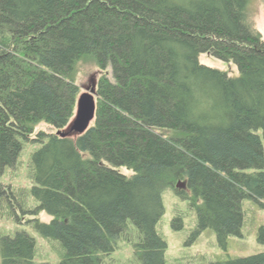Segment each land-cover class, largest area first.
<instances>
[{
    "label": "trees",
    "instance_id": "1",
    "mask_svg": "<svg viewBox=\"0 0 264 264\" xmlns=\"http://www.w3.org/2000/svg\"><path fill=\"white\" fill-rule=\"evenodd\" d=\"M249 2L0 0V175L20 139L55 129L38 133L29 175L35 214L51 218L34 228L60 243L58 264H104L128 223L141 264H166L156 232L166 190L189 201L197 231L211 229L222 248L241 236L245 199L264 207V36ZM204 53L239 77L201 65ZM86 60L100 73L94 119L61 137ZM35 245L22 231L0 235V264H38ZM207 264H264V253Z\"/></svg>",
    "mask_w": 264,
    "mask_h": 264
},
{
    "label": "rangeland",
    "instance_id": "2",
    "mask_svg": "<svg viewBox=\"0 0 264 264\" xmlns=\"http://www.w3.org/2000/svg\"><path fill=\"white\" fill-rule=\"evenodd\" d=\"M248 13L256 29L264 36V3L262 0H250ZM199 63L203 66L226 72L230 78H238L239 71L231 61L217 59L210 54H201ZM110 77V68L106 69ZM100 73L92 60L82 61L78 67L76 83L83 93H93ZM69 127L63 132H67ZM51 134L55 129L41 124L30 136L32 140L20 139L22 151L13 167L6 168L0 175V235H14L18 231L27 233L35 240L34 261L38 264H58L64 256V250L58 241L41 237L34 228L35 221L48 223L51 218L41 212L35 214L38 202L31 195L33 182L30 178L31 158L41 146L38 133ZM163 136L170 133L159 131ZM75 139L77 134L68 136ZM48 136L43 138L47 142ZM118 171L129 176L131 171L119 168ZM4 192V193H3ZM11 194L12 196H9ZM164 215L156 226L157 234L167 244L166 264H207L225 262L230 259L245 258L264 253V244L258 242L261 227L264 226V207L245 199L242 202L243 226L241 236H229L224 248L217 243L211 229L197 231V214L189 201L166 190L162 196ZM139 240L136 228L128 223L125 233L116 240L117 249L106 256L104 264H141L133 251L134 243Z\"/></svg>",
    "mask_w": 264,
    "mask_h": 264
},
{
    "label": "water",
    "instance_id": "3",
    "mask_svg": "<svg viewBox=\"0 0 264 264\" xmlns=\"http://www.w3.org/2000/svg\"><path fill=\"white\" fill-rule=\"evenodd\" d=\"M95 115V93H83L77 100L76 114L67 132H60L61 137L70 134L81 135L89 128Z\"/></svg>",
    "mask_w": 264,
    "mask_h": 264
}]
</instances>
